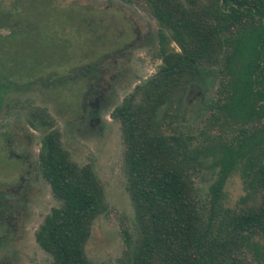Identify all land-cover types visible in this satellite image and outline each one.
I'll list each match as a JSON object with an SVG mask.
<instances>
[{"label":"trees","instance_id":"16d2710c","mask_svg":"<svg viewBox=\"0 0 264 264\" xmlns=\"http://www.w3.org/2000/svg\"><path fill=\"white\" fill-rule=\"evenodd\" d=\"M18 1L28 10V0ZM121 1L155 20L160 63L110 113L121 128L136 224V235L123 229L115 264H264V0ZM18 35L0 36L1 76L30 80L61 65L42 52L21 60L8 40ZM209 78L216 87L206 124L191 126L185 104ZM27 120L44 131L38 166L59 202L35 241L51 264H105L86 253L107 209L103 183L92 164L71 158L45 107H30ZM207 165L214 180L203 198L195 179ZM235 173L244 194L230 205L225 185Z\"/></svg>","mask_w":264,"mask_h":264},{"label":"rangeland","instance_id":"374dc122","mask_svg":"<svg viewBox=\"0 0 264 264\" xmlns=\"http://www.w3.org/2000/svg\"><path fill=\"white\" fill-rule=\"evenodd\" d=\"M18 2L0 0V36L19 33L8 40L21 60L28 54L34 62L42 52L44 60L61 65L24 81L0 75V264H51L34 233L59 202L39 170L44 131L28 123L32 106L49 111L71 158L92 164L103 183L107 209L93 223L86 253L96 263L115 264L124 248L123 229L136 235V224L121 128L110 113L156 71L157 24L137 4L121 0H28L23 12ZM215 87L209 78L191 92L183 111L187 124H206ZM213 180L207 165L195 179L201 197ZM225 193L230 205L244 194L238 173Z\"/></svg>","mask_w":264,"mask_h":264}]
</instances>
